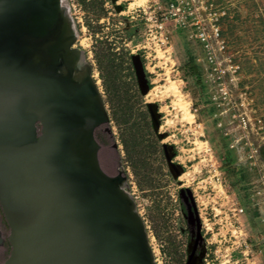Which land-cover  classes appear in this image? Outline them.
Masks as SVG:
<instances>
[{"label":"rangeland","instance_id":"obj_1","mask_svg":"<svg viewBox=\"0 0 264 264\" xmlns=\"http://www.w3.org/2000/svg\"><path fill=\"white\" fill-rule=\"evenodd\" d=\"M62 5L110 117L112 133L96 131L101 164L114 174L120 159L156 264H188L194 238L200 264H264V0Z\"/></svg>","mask_w":264,"mask_h":264},{"label":"water","instance_id":"obj_2","mask_svg":"<svg viewBox=\"0 0 264 264\" xmlns=\"http://www.w3.org/2000/svg\"><path fill=\"white\" fill-rule=\"evenodd\" d=\"M75 42L62 0H0L1 264H156L120 159L101 164L110 117Z\"/></svg>","mask_w":264,"mask_h":264},{"label":"bare ground","instance_id":"obj_3","mask_svg":"<svg viewBox=\"0 0 264 264\" xmlns=\"http://www.w3.org/2000/svg\"><path fill=\"white\" fill-rule=\"evenodd\" d=\"M143 1L144 0H134V5L135 4H142ZM132 5H133V3H132ZM135 61H136L135 66H136L137 71H138V74L140 76L142 85L144 87H146L147 84H146V80H145V76H144V72H143L142 66L140 65L141 64L140 63V60L138 58H136ZM167 91H173V93L177 96V98H176V99H178V102L177 103L179 104V106L181 107V109L183 111L182 114H184L183 115L184 116V120H187L189 123H192L194 121V114L192 112H190L189 107H188V103L189 102L186 103L183 100V96H182L183 94H181L180 89L176 86L175 82H171V85L167 88ZM151 108H152L154 114L157 117L158 116L156 114L157 113V105L154 103V104L151 105ZM203 145H205V144H203ZM171 150H173L171 146H166V153H167V156L169 158L172 157V155H173V153L171 152ZM172 169L174 170L175 173H178L180 171V169L178 168V166L176 167V166L172 165ZM190 220L193 221V216H190ZM193 222H192V224H193ZM198 241H199V239H195L194 242H193L194 244H191L189 246L190 259H188L189 260L188 264H200V262H201V260H200L201 259V255H198L196 253V248H197V245H198Z\"/></svg>","mask_w":264,"mask_h":264},{"label":"flooded vegetation","instance_id":"obj_4","mask_svg":"<svg viewBox=\"0 0 264 264\" xmlns=\"http://www.w3.org/2000/svg\"><path fill=\"white\" fill-rule=\"evenodd\" d=\"M171 152L173 153V150H171ZM190 221H191V223L193 222L192 220H190ZM194 240H195V238H194ZM194 240H193V242H194ZM193 242H192L191 244H194ZM191 244H190V245H191Z\"/></svg>","mask_w":264,"mask_h":264},{"label":"trees","instance_id":"obj_5","mask_svg":"<svg viewBox=\"0 0 264 264\" xmlns=\"http://www.w3.org/2000/svg\"><path fill=\"white\" fill-rule=\"evenodd\" d=\"M190 67L195 70V66L194 65H190Z\"/></svg>","mask_w":264,"mask_h":264}]
</instances>
